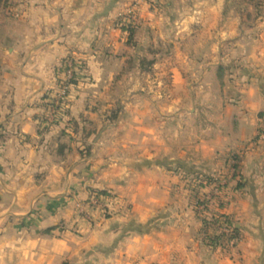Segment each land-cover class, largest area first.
<instances>
[{"label":"crops","instance_id":"obj_1","mask_svg":"<svg viewBox=\"0 0 264 264\" xmlns=\"http://www.w3.org/2000/svg\"><path fill=\"white\" fill-rule=\"evenodd\" d=\"M7 1L25 12L1 21L0 264H264V0L141 1L135 45L119 24L135 0ZM71 53L91 82L41 136ZM199 175L220 181L200 195L235 199L230 255L199 235ZM95 192L126 205L78 214Z\"/></svg>","mask_w":264,"mask_h":264},{"label":"rangeland","instance_id":"obj_2","mask_svg":"<svg viewBox=\"0 0 264 264\" xmlns=\"http://www.w3.org/2000/svg\"><path fill=\"white\" fill-rule=\"evenodd\" d=\"M9 1L6 2V0H0V67H1V21H3V18L10 15L17 17H23L25 11H20L17 9H9ZM226 49V48H225ZM65 61H67V68L65 66ZM65 68V69H64ZM55 83L52 87L49 88L46 92L42 91L41 98L39 103H41V106L38 109L37 113V122H38V132L39 135L44 136L45 134L49 133L51 130L56 129L60 124H62L65 119L69 116L70 110L72 108V105L74 101L77 99L79 94L85 89V87L91 82V78L89 74L87 73L83 60L79 58L78 55L71 53L68 55L64 60L61 62L60 67L57 68L55 73ZM1 94V89H0ZM231 110L238 114V109L235 107H231ZM113 114V111L111 112ZM235 116L226 115V122H235V127H241L240 121L238 118H234ZM235 119V121H234ZM260 125V124H259ZM264 125L261 124V127L259 130L264 129ZM1 128V127H0ZM242 129V128H241ZM240 129V130H241ZM1 133H4L2 130ZM264 136V133H263ZM262 136V139L264 141V137ZM2 137V134H1ZM0 137V141H1ZM41 143L42 141H45L46 138L40 139ZM38 141V144L40 146H43ZM49 144V143H48ZM47 146V145H46ZM248 146V145H247ZM49 148V147H48ZM235 153H230L228 156V159L232 158ZM230 164V163H229ZM235 173L234 169L232 168V165L230 164V173L226 178L227 183H231L230 186H232V183L235 182L233 179V174ZM230 186L227 187L228 191L231 190ZM197 190L201 192V187L198 185L193 189V195H196ZM215 193L219 195L218 190L214 189ZM93 194V198L91 200H85L84 202L79 203L78 205V214H85L87 207H97L102 213L103 218H113L120 214V212H116L118 210L125 207L126 203L125 201H121V198H117L114 196H106L104 192ZM229 195H227L224 202L222 196L220 197H204L201 195L200 200L203 202L198 203L197 200L193 203L194 209L196 213L199 216V220L202 222L203 226V220L209 219L211 220L212 216L210 214L212 213H221V212H227L228 213V206L230 203L235 202L234 198H229ZM234 199V200H233ZM210 200V203L208 202ZM208 202V203H205ZM220 204H223L220 206ZM203 208V209H201ZM223 212V213H224ZM209 214L202 216L204 214ZM241 218L238 220L235 218V221L238 223L240 222ZM221 224L217 223L213 227L217 231H224V227L220 226Z\"/></svg>","mask_w":264,"mask_h":264},{"label":"trees","instance_id":"obj_3","mask_svg":"<svg viewBox=\"0 0 264 264\" xmlns=\"http://www.w3.org/2000/svg\"><path fill=\"white\" fill-rule=\"evenodd\" d=\"M119 24L121 27L126 30L129 34V42L133 45L137 43L136 40V34L138 27L131 25L127 20H125L124 17H121L119 20ZM144 64V60L142 61ZM113 111L114 113L118 112ZM117 115V114H116ZM261 118V124L264 125V111L260 113ZM264 128V127H263ZM260 134L258 138H261V136L264 133V129L260 130ZM1 139H5V137H1ZM200 183L198 184L199 187L203 188L205 186L204 181H208L209 184L212 183H220L219 180L213 178L209 175H199L197 176ZM244 178L241 179L239 185L236 187V189L243 188L244 186ZM199 190L196 192V197L198 198L197 202L201 203L203 202L200 200L201 195L199 194ZM204 203V202H203ZM207 203V202H205ZM210 203V202H209ZM223 204H220L222 206ZM221 224L223 226H226L229 228L230 232H223V231H217L213 226L215 224ZM199 235L202 237L204 244H206L210 249H218L222 248V250L227 254L230 255L232 253L233 248L237 245L238 241L241 239L246 238V234H244V230L242 228H239L238 223L233 219V217L230 214L227 213H215V215L209 219L203 220V226L199 231Z\"/></svg>","mask_w":264,"mask_h":264},{"label":"built area","instance_id":"obj_4","mask_svg":"<svg viewBox=\"0 0 264 264\" xmlns=\"http://www.w3.org/2000/svg\"><path fill=\"white\" fill-rule=\"evenodd\" d=\"M141 1H145V0H135L128 8H127V10L125 11V13L123 14V16L122 17H124L125 18V20H127L129 23H131V25H133V26H136V27H138V25H139V20H138V16H137V5L139 4V3H141ZM65 66H66V68H67V61H65ZM65 69V68H64ZM201 209H203V208H201ZM210 214V213H209ZM208 213L207 214H204V215H202V216H205V215H209ZM212 216V215H211ZM213 217V216H212ZM220 226H222V225H220ZM222 227H224L225 229H224V231L223 232H230V230H229V228L228 227H226V226H222Z\"/></svg>","mask_w":264,"mask_h":264}]
</instances>
